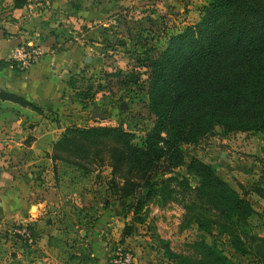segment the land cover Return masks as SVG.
I'll return each instance as SVG.
<instances>
[{"label":"trees","instance_id":"trees-1","mask_svg":"<svg viewBox=\"0 0 264 264\" xmlns=\"http://www.w3.org/2000/svg\"><path fill=\"white\" fill-rule=\"evenodd\" d=\"M19 4L14 1V6ZM8 64L16 67L14 61L0 59V66ZM148 67L146 106L154 118L140 142L118 124L66 125L46 152L55 185L58 187L62 177H67L68 184L88 181L97 165H105L108 172L94 174L96 183L115 199L135 197L132 213L151 196L160 202L177 201L198 229L209 231L215 226L228 236L236 251L251 253L264 264V233L255 236L259 242L246 244L238 232L254 213L250 201L219 177L212 164L182 148L215 125L227 132L264 135V0H210L203 4L196 21L167 36L158 53L148 58ZM76 80L75 76L67 79L74 96L91 101L88 86L77 88ZM0 99L38 109L22 96L1 89ZM180 166L183 172L174 169ZM189 176L196 182L190 183ZM255 189L264 196L263 188ZM108 203L104 199L103 204ZM73 209L76 217L71 222L78 226L77 216L83 208ZM92 211L89 219L97 216V211ZM89 219L84 221V229ZM25 227L30 241L10 232L21 249V254L8 253L16 257V263L22 259L32 263L38 253L37 229L31 223ZM129 233V226L123 225L121 235ZM49 240L62 241L52 234H48ZM199 248L209 262L170 250L168 254L178 264H233L212 242L201 240ZM81 255L70 253L68 257L81 259Z\"/></svg>","mask_w":264,"mask_h":264},{"label":"rangeland","instance_id":"rangeland-1","mask_svg":"<svg viewBox=\"0 0 264 264\" xmlns=\"http://www.w3.org/2000/svg\"><path fill=\"white\" fill-rule=\"evenodd\" d=\"M210 0H74L75 4L86 6L94 3L97 16L108 22L104 30L108 38L102 39L95 50L88 49L85 54L88 58L80 65L70 70V76L77 79L75 86L84 88L86 85L92 93L90 105H96L101 112L96 121L104 124H118L130 130L135 142H140L146 129L153 121V114L146 106L145 87L149 72L148 58L154 57L164 46L167 36L179 30L184 25L197 20L201 6ZM101 20V19H100ZM85 25L80 27L81 31ZM74 29L71 28L70 31ZM69 31V32H70ZM67 32L65 39H72V32ZM80 35V32L73 33ZM115 37V39H113ZM90 44L97 41L96 37L87 39ZM59 42V39L56 40ZM32 43L23 44L35 49ZM38 56V53H37ZM36 56V57H37ZM121 101L125 108L119 107ZM71 122L74 119L68 118ZM79 121L78 123H80ZM83 124H87L84 122ZM182 148L188 155H193L203 161L209 162L215 173L234 187L239 194L246 197L254 208V213L247 220L244 229H238L239 235L246 244L259 242L256 235L264 233V196L258 194L255 188L264 189V135L252 131H223L219 126H214L209 132L201 136L195 143L184 144ZM183 172L184 167L174 168ZM108 167L97 165L86 179L69 183L67 177H62L58 185L64 193L56 208L59 223L49 224L48 227L36 224V241L46 239V231L62 239L60 253L64 255V264H88L89 247L86 244V235L82 236V225L71 222L72 208L67 207L66 197L80 196L81 192L95 191V205L102 206L104 199L108 202L115 197L102 189L96 183L98 179L94 174H106ZM159 176V175H158ZM95 179V180H94ZM75 180V179H74ZM190 183H195L196 178L189 176ZM142 190L138 192L141 193ZM76 200L79 201V197ZM135 197L122 198V226H129L128 236L135 250L129 242L126 246L134 255L140 254L143 259L141 264H178L168 250L182 255L191 260L209 262L199 248V242L204 240L212 242L225 254L233 264H261L259 259L251 253H239L229 243L228 236L212 226L209 231L198 229L196 224L188 219L185 209L174 200L160 202L157 196L149 197L145 203L132 213ZM93 204V205H94ZM82 206V205H81ZM92 206V205H91ZM92 210V209H91ZM90 210V211H91ZM98 210V209H95ZM31 212L34 206H31ZM52 211V210H51ZM68 212V213H67ZM93 214L90 215V217ZM89 217V218H90ZM126 218V219H124ZM61 219V221H60ZM94 221L88 220V224ZM14 221H7L8 231L0 229V264H35L22 259L17 261L8 254L10 250L20 253L18 243L11 239L10 228ZM92 223V222H91ZM94 223V222H93ZM92 223V226H94ZM91 226V227H92ZM90 231V225L86 231ZM10 239L6 242V237ZM45 236V237H44ZM74 238L77 241H74ZM113 235L104 234L101 240L111 241ZM52 241V240H51ZM54 241V240H53ZM65 242V245L63 243ZM101 243V242H100ZM113 243L111 246H113ZM82 248L81 251L77 247ZM110 246V247H111ZM167 247V250L165 249ZM82 254L81 259L69 258V254ZM21 254V253H20ZM41 259L36 252L33 259ZM90 258V257H89ZM140 264V263H134Z\"/></svg>","mask_w":264,"mask_h":264},{"label":"crops","instance_id":"crops-1","mask_svg":"<svg viewBox=\"0 0 264 264\" xmlns=\"http://www.w3.org/2000/svg\"><path fill=\"white\" fill-rule=\"evenodd\" d=\"M14 1L0 0V59H8L14 46L26 43L34 45L38 56L24 68L10 64L0 66V89L22 96L38 109L0 99V229L5 233L9 230L7 221L33 225L43 222L46 227L51 223L58 225L60 214L56 208L61 205L58 204L64 193L54 183L51 160L46 152L66 125L105 123L96 121L101 116L100 109L74 96L67 84L70 70L88 60L85 55L88 49L95 50L94 45L108 38L103 28L108 22L97 16L95 4L75 7L74 0H18L20 4L14 6ZM83 25L86 29L81 31ZM71 28L74 30L70 31ZM69 31L74 38L65 39ZM78 32L80 35H73ZM93 37L97 41L90 44L87 39ZM68 118L81 122L74 123L66 120ZM95 193L81 192L80 196H70V199L67 196L63 202H67L73 212L76 211L73 207L83 208L77 216L80 225L89 219L93 209H98L96 218L91 221L94 226L87 223L90 231L80 229V233L87 234L88 264H107L113 241L133 244L128 235H121L122 199L95 205ZM75 197H79V201ZM31 206H34L33 212ZM69 213L71 220H75L73 213ZM44 234L46 239L36 241L41 259L33 261L35 264H64L59 241L48 242V234L52 232ZM104 234H112L111 241H100ZM6 238L8 243L11 239L9 235ZM140 257V254L134 255L135 263H142Z\"/></svg>","mask_w":264,"mask_h":264},{"label":"built area","instance_id":"built-area-1","mask_svg":"<svg viewBox=\"0 0 264 264\" xmlns=\"http://www.w3.org/2000/svg\"><path fill=\"white\" fill-rule=\"evenodd\" d=\"M36 50L32 47L23 46L20 44L14 46L8 55V59L14 61L17 68H24L34 62L37 56ZM10 232L18 233L27 241H30L29 232L25 227V223L17 222L11 228ZM134 255L130 248L125 244L115 242L109 250L107 264H134Z\"/></svg>","mask_w":264,"mask_h":264},{"label":"water","instance_id":"water-1","mask_svg":"<svg viewBox=\"0 0 264 264\" xmlns=\"http://www.w3.org/2000/svg\"><path fill=\"white\" fill-rule=\"evenodd\" d=\"M87 57V56H86ZM87 59V58H86ZM125 102L124 101H121L120 103H119V107L120 108H122V109H124L125 108Z\"/></svg>","mask_w":264,"mask_h":264}]
</instances>
